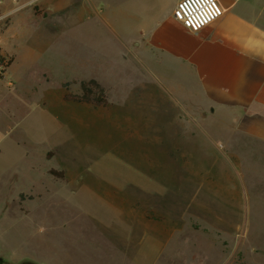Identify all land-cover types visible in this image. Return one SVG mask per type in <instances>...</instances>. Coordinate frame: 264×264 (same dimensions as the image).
I'll return each mask as SVG.
<instances>
[{
  "label": "rangeland",
  "instance_id": "374dc122",
  "mask_svg": "<svg viewBox=\"0 0 264 264\" xmlns=\"http://www.w3.org/2000/svg\"><path fill=\"white\" fill-rule=\"evenodd\" d=\"M91 1L63 17L76 30L64 33L67 64L57 81L69 76L67 65L77 69L79 54L80 79H98L108 105L59 104L60 122L26 104L16 134L39 145L3 144L0 168L16 154L33 157L0 175L3 264H264V145L231 135L224 143L221 122L232 117L198 112L192 141L159 142L153 132L158 110L175 105L131 43L144 11L164 13L177 1ZM37 3L0 0V33L23 10L39 14ZM78 80L66 81V91L80 93ZM32 82L41 97L42 82Z\"/></svg>",
  "mask_w": 264,
  "mask_h": 264
},
{
  "label": "crops",
  "instance_id": "0c3cea01",
  "mask_svg": "<svg viewBox=\"0 0 264 264\" xmlns=\"http://www.w3.org/2000/svg\"><path fill=\"white\" fill-rule=\"evenodd\" d=\"M19 1L38 2L40 13L34 10L17 13V19L7 25L3 34L0 33V59L6 62L0 78V157L7 152L3 144L8 143L10 151H17L19 143L39 145L29 133L23 138L16 134L24 125L25 111H29L26 104L32 111H46L49 118L60 122L65 120L55 118L54 114L59 104L91 105L65 99L70 92L62 85L69 80L81 81L79 54L77 69L67 65L69 76L60 82L57 79L67 64L63 55L69 44L65 42L64 33L76 30L74 19L66 21L63 17L80 15L82 10L93 8V1ZM218 2L223 9L222 16L196 33L188 31L174 19L173 9L164 13L144 11L137 23V35L131 43L136 44V62L143 71L151 73L153 82L172 98L175 105L172 109L160 108L154 118L153 128L156 130L153 132L159 142L192 141V130L198 124L193 114L198 112L204 119L208 115L232 117L219 121L227 135L224 143H228V135H231L264 145V0ZM75 44L78 47L79 41L78 45L74 41V47ZM75 55L74 51L73 62ZM85 62H95V59H86ZM13 66H17L18 73L12 71ZM36 79L43 84L39 98L34 94L32 82ZM24 85L28 87V94L23 97L17 90ZM61 86L65 91L60 90ZM50 89H54V93ZM182 98L187 105L181 103ZM176 110L184 112L186 118L178 120L174 115L167 118L166 113ZM215 127L219 128L218 123ZM22 156L27 162L33 158L30 153L27 156L26 151L24 155L16 154L6 167L0 168V175L8 173Z\"/></svg>",
  "mask_w": 264,
  "mask_h": 264
},
{
  "label": "built area",
  "instance_id": "2783aa9c",
  "mask_svg": "<svg viewBox=\"0 0 264 264\" xmlns=\"http://www.w3.org/2000/svg\"><path fill=\"white\" fill-rule=\"evenodd\" d=\"M223 14L218 0H179L173 17L192 33L199 32L217 21ZM6 62L0 59V78L3 76Z\"/></svg>",
  "mask_w": 264,
  "mask_h": 264
},
{
  "label": "trees",
  "instance_id": "16d2710c",
  "mask_svg": "<svg viewBox=\"0 0 264 264\" xmlns=\"http://www.w3.org/2000/svg\"><path fill=\"white\" fill-rule=\"evenodd\" d=\"M64 87H66L65 84ZM79 90V94L67 93L65 99L94 106H105L107 104L106 90L97 80H81L79 82ZM50 174L55 173L50 172Z\"/></svg>",
  "mask_w": 264,
  "mask_h": 264
},
{
  "label": "water",
  "instance_id": "95a60500",
  "mask_svg": "<svg viewBox=\"0 0 264 264\" xmlns=\"http://www.w3.org/2000/svg\"><path fill=\"white\" fill-rule=\"evenodd\" d=\"M0 264H3V259L0 257ZM20 264H36L35 262H32V261H24Z\"/></svg>",
  "mask_w": 264,
  "mask_h": 264
}]
</instances>
